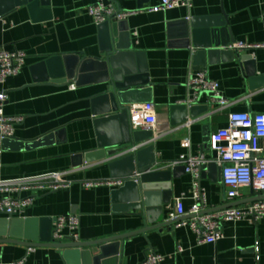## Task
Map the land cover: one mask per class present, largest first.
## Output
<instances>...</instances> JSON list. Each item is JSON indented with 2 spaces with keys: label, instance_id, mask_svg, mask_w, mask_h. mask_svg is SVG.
Returning <instances> with one entry per match:
<instances>
[{
  "label": "crops",
  "instance_id": "1",
  "mask_svg": "<svg viewBox=\"0 0 264 264\" xmlns=\"http://www.w3.org/2000/svg\"><path fill=\"white\" fill-rule=\"evenodd\" d=\"M48 1L49 6L40 5V9L49 10L51 18L34 20L27 6L0 14V50L27 54L22 71L0 83V92L8 97L5 114L23 118L15 126L17 140H12L9 147L0 144V181L60 173L63 174L60 181L68 186L59 190L22 192V198L33 197L34 201L14 215L0 212V220L13 217L26 225L31 220L78 215L77 241L69 237L60 244L90 243L150 227L147 232L105 245L104 262L107 264H141L149 251L163 256L161 264H264V219L257 223L247 220L225 223L221 240L201 244L191 227L182 224L188 217L156 228L158 222L153 214L147 218L141 211L114 212L111 192L115 188L87 186L90 182L111 179L108 164L122 156L103 159L105 151L99 148L94 113L100 108L93 104V97L104 92L107 83L96 82L95 75L88 73L78 75L80 84L67 79L35 83L33 75V68L52 56L71 58L77 64L84 58L102 55L99 25L88 13L89 6L102 1L122 10H143L125 21L132 52L140 54L153 84L151 103L155 107L158 127L154 138L144 143V147L154 146L157 161L163 162L164 170L181 166L172 165L181 156L212 158L210 135L228 127L231 112L264 114V49L241 52L230 48L240 42H264V0H193L190 9L158 13L149 12L147 8L161 0ZM193 23L200 25L196 30L216 31L220 41L232 40L228 49L234 51L235 57L219 56L211 62L207 56L205 67L196 65L194 56L201 49L194 46ZM185 25L189 26L190 39L184 37ZM200 71L218 82L222 96L232 102L228 109L221 110L206 92L191 106L187 105L194 96L189 81ZM72 84H75L74 89L70 88ZM174 105H185L188 110L196 107L198 115L191 117L188 112L186 121L172 126L171 107ZM58 132L61 134L56 135ZM49 136L53 139L45 145L14 146ZM115 137L112 133L107 135L108 140ZM260 146L264 150V139L260 140ZM195 182L193 175L182 170L172 178L168 203L163 204L161 196L153 199L152 207L161 205L165 222L173 220L177 199L182 200L187 212L196 205ZM198 182L206 192L207 213L235 203H248L256 197L251 189H244L242 201L230 203L218 165L204 175L202 169ZM7 195L0 192V200ZM0 230V240L11 239L9 227ZM41 231L39 227V236ZM27 244L26 240L0 243V263L13 264L26 258L25 264H92L82 255L88 253L96 257L100 253L98 246L61 250L45 246L39 240L35 250L27 254L31 247Z\"/></svg>",
  "mask_w": 264,
  "mask_h": 264
},
{
  "label": "water",
  "instance_id": "2",
  "mask_svg": "<svg viewBox=\"0 0 264 264\" xmlns=\"http://www.w3.org/2000/svg\"><path fill=\"white\" fill-rule=\"evenodd\" d=\"M40 5L49 6V1L0 0V14L5 15L16 7L27 6L34 20L51 18L49 10H41ZM142 8L143 6L140 7V9ZM220 25L225 24L221 23ZM192 26L194 28L192 31L194 46L201 49L197 50L194 56L196 65L205 67V58L207 56L211 62L216 61L219 56L229 59L235 57L234 51L228 49L232 40L227 38L225 42L220 41L216 31L196 30L199 29L200 25L195 23ZM184 27V37L190 39L189 26L185 25ZM98 28L101 41V56L84 58L79 60L77 64L71 58L52 56L33 68L34 82L67 79L68 82L76 81V84H80L77 79L78 75L88 73L95 75L96 82L107 83L106 90L93 97V104L100 108L99 112L94 113L97 116L95 126L99 137V148L105 151L103 159L122 155L120 158L110 161L108 167L111 178L127 180L122 187L115 188L111 192L113 211L125 214L141 211L145 213L147 218H150L153 214L155 221L158 222L156 228L172 225L182 219L165 222L161 205L154 208L152 207V201L155 197L161 196L163 197V204L168 203L171 197L172 178L177 177L180 171H185V167H173L172 170L162 169L163 162L159 163L157 161L153 145L134 150L138 145L152 140L154 132L135 131L132 129L129 106L132 104L151 103L153 84L149 81L146 65L142 63L140 54L135 55L132 52V45L128 42L130 39L128 23L126 21L116 22L111 19L100 24ZM222 47L226 48V50H221ZM133 55L136 57L137 73ZM188 112L191 117L198 115L196 107L188 110L185 105L172 106V126L186 121ZM109 133L116 135V137L113 140H108L107 135ZM60 134L61 132H58L56 135ZM52 139L53 137L49 136L24 145L19 142L14 146L17 148L22 146L25 148L38 147L48 144ZM12 140L17 139L5 140L3 142L4 146L9 147L12 145ZM108 148L111 149L107 150ZM215 168H217V165L214 163L203 167V175L207 170ZM257 200H264V196H256L247 202ZM242 204H246V202L235 203L224 208ZM221 209L223 208L218 210ZM52 225L53 220L50 218L31 220L26 225L22 221L14 220L13 217H11V220H0V229L9 227V237L11 238L7 241L0 240V243H14V240H26L29 241L27 245L37 247L39 244L35 243L41 240L45 246L61 250L98 246L100 253L96 257H92L88 253H84L82 256L89 258L92 264H107L104 262L107 257L105 245L124 241L135 234L144 233L150 229L148 227L136 232L90 243L54 244L52 243ZM39 227L42 229L41 236H39ZM0 237H2L1 234Z\"/></svg>",
  "mask_w": 264,
  "mask_h": 264
},
{
  "label": "built area",
  "instance_id": "3",
  "mask_svg": "<svg viewBox=\"0 0 264 264\" xmlns=\"http://www.w3.org/2000/svg\"><path fill=\"white\" fill-rule=\"evenodd\" d=\"M192 6L193 0H161L159 4L147 8V10L158 13L177 8L190 9ZM142 11L122 10L113 4H104L102 1L88 7V13L98 25L111 19L122 22ZM230 48L241 52L264 49V42L260 44L240 42ZM26 59L27 54L24 52L11 53L0 50V83L3 84L9 77L18 75L22 71ZM189 87L194 96L187 101L188 106L197 101L199 95L204 92L210 95L211 100L218 104L221 110H226L232 105V102L222 96L218 82L209 79L204 71L197 72L191 77ZM70 88L74 89L75 84H72ZM7 100V95L0 92V144L5 140L14 139L15 126L23 121L21 117H10L5 114ZM129 116L133 130L142 128L154 132L158 127L156 111L152 103L131 105ZM228 121L227 128L210 135L209 150L213 154L212 158H207L205 155L181 156L172 162L173 166H184L186 172L196 178L193 194L197 203L187 212L182 200L177 199L175 201L176 210L171 219L188 217L189 219L182 224L191 227L201 244H214L221 240L224 236L223 224L225 223L244 220L257 223L264 219V200L207 213L206 192L198 180L203 167L210 163H215L220 168L221 179L226 188V198L230 203L242 201L244 189H251L256 196H264V150L260 146V140L264 139V114L253 116L249 113L231 112ZM145 145L144 143L140 144L134 150L143 148ZM62 175L54 173L0 181V192L8 194L0 200V212L14 215L31 204L34 198H22L21 194L24 191H43L47 188L59 190L68 186L60 181ZM126 181V179L111 178L99 183L90 182L87 186L104 185L119 188ZM79 227L80 217L78 215L54 218L52 243L60 244L69 237L77 241ZM34 250V247H29L27 254ZM163 259V256L154 251H149L141 264H161ZM25 262L26 258H23L13 264H25Z\"/></svg>",
  "mask_w": 264,
  "mask_h": 264
}]
</instances>
